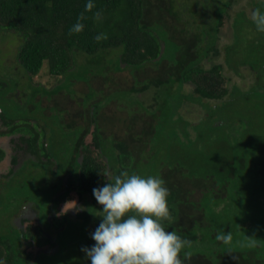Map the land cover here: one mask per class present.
<instances>
[{"label":"trees","instance_id":"1","mask_svg":"<svg viewBox=\"0 0 264 264\" xmlns=\"http://www.w3.org/2000/svg\"><path fill=\"white\" fill-rule=\"evenodd\" d=\"M235 1L202 0L197 9V0H191L192 7L181 5L174 12L171 0H93L95 8L88 12L87 0H0V31L20 38L16 65L33 90L26 99L23 90L10 89L0 80L1 124L9 130L6 134H21L16 147L25 145L23 156L28 154L7 181H0L1 186L16 184L7 198L6 219L0 221V264H51L45 254L57 251L55 240L61 234L53 241L47 230L62 227L70 215L60 214V206L76 195L83 208L71 215L72 224L66 227H78L79 222L88 227L96 220L97 228L102 206L93 189L103 187L109 174L124 171L166 182L171 219L164 226L191 242L180 254L183 264H264V209L251 205L262 200L264 188V104L253 103L264 101V33L256 30L245 8L231 17L232 5L239 3ZM244 1L252 11H264V0ZM149 5L165 8L181 26H174L169 36L157 33L163 23L154 17L149 27ZM97 11L102 12L99 20ZM81 13L86 17L83 31L69 34ZM239 22L245 23L237 27L241 38ZM226 23L230 35L221 45L219 31ZM251 29L259 34L255 52L248 47ZM100 33L108 38L97 42L94 37ZM112 48L120 50L117 69H107L96 82L92 74L89 81L75 77L82 60L89 63L90 57ZM44 63L55 80L51 90L34 82ZM142 73L146 85L139 84ZM66 79L68 88L62 85ZM102 81L112 82L126 98L109 97L111 89L99 90ZM236 85L240 92L232 91ZM151 88L156 90L151 98H136ZM69 89L91 96L86 102L74 99ZM61 99L64 108L58 107ZM29 132L35 136L32 142L25 136ZM44 147L50 154L40 150ZM3 157L0 151V161ZM27 164L39 168L41 183L53 184L15 181L25 177ZM57 181L64 185L60 190ZM237 189L242 194L238 202ZM20 192L25 196L16 200ZM24 204L37 221H21L20 229ZM235 204L240 208L233 209ZM223 231L231 232L230 244L215 239ZM249 238L255 239L254 247Z\"/></svg>","mask_w":264,"mask_h":264},{"label":"rangeland","instance_id":"2","mask_svg":"<svg viewBox=\"0 0 264 264\" xmlns=\"http://www.w3.org/2000/svg\"><path fill=\"white\" fill-rule=\"evenodd\" d=\"M201 1L202 0H197V3H196L194 0V2H195L194 4H197V6H196L197 9H199L202 6ZM237 1H239V3L236 4L239 9L236 6H234L235 4H233L231 7L232 8L231 9V17L234 18V16L239 15L236 13H240L241 11H239V10H241L242 8L247 9L249 13L247 11H245L246 12L245 14H246V16H250L251 12H252L251 6H249V4L247 5L244 0L243 1L242 0H236L235 3H237ZM171 2H172V5H170V9L173 10L174 12H177V10L179 9V7H181V5L182 6H189V7L193 6V2H191V0H171ZM148 8H149L148 16L150 15L149 19H148V24L150 22H152L151 24H149L150 25L149 27H151L153 25V22H155V21H153L154 17L158 23H161V22L163 23L162 25L159 24L160 26L157 30V33H159V34L164 33L166 36H169V34L172 30L179 28V26H181L180 24L178 25V24H176L175 21L172 20V16L168 15L166 13L165 8H162L161 6L154 7V5H149ZM239 18H241V17L239 16ZM230 23H231L230 25H232V21H230ZM242 25H245V23L242 22V24L240 25V22H239L236 24V32H237L238 38H241L243 36L242 32L237 30L238 29L237 27L238 26L240 27ZM174 26H176V28ZM226 26H225L226 29L223 28L222 30L219 31V38L222 39L221 41H219L221 45L226 43L224 40L227 37H229V35H230L229 26L227 23H226ZM159 34H157V35H159ZM258 36H259V34L256 33L255 31L252 30L250 32V39H252V40L248 44V47H250V49H253V52H255L254 49H256L258 46V43L255 42V41H257ZM168 38H169V40L173 41L170 37H168ZM185 40H187V39H185ZM233 41H234V38H233L232 42ZM227 43H230L229 40L227 41ZM20 44H21L20 38L16 34H13V33L8 32V31H6V33L4 31H0V80L4 79L5 82L8 83L7 87L10 89L18 88L17 90H19V91L23 90L22 92L24 94H26V99H28L31 92L33 91L32 86L29 87L30 86L29 81L25 77L23 70L20 67L18 68L16 65V53L18 51ZM119 52H120L119 49L112 48L108 52L103 53L99 57H97V56H95L94 58L90 57V58H92V61L89 63L86 60H82L81 64H79V66L76 67L77 71H75V77L78 79H86L87 81H89L91 79L90 75L92 74L95 77H97V78H95L94 82H96L97 79L101 81V79L99 77L104 76L106 73L105 71H107V69H109V68H111L112 70L117 69L116 60H117V55ZM220 61L222 62L221 59H220ZM208 62L218 63L217 59L216 60L211 59V61L208 60ZM208 62L206 64H208ZM46 70H47V66H46V63H44V65L41 68V71L39 73L40 75L37 77V79H34V82H38L40 84L43 83V85L45 87L50 89V88H52V86H53L52 83L55 80L50 78L47 75ZM147 72H148V70H147ZM112 74H113V72L110 73V78H112V76H113ZM238 74L239 73L237 72V75L235 76V83L237 82ZM134 75H135V79H137L136 74H134ZM145 76H146L145 73H142L140 75V77L138 79L141 83H139V84H145L146 85L145 82H147L148 79H144ZM141 77H142V79H141ZM254 77H255V75H254ZM66 78L71 79V77L69 75L66 76ZM67 79H66V82L65 81L64 82L61 81V82H62L63 86H66L68 88V87H70V82H68ZM245 81H247V78L245 79ZM40 84H38V85H40ZM101 84H103V88H101L99 90L103 91L104 88L105 89L107 88L106 91H108V89H111L113 91L112 93L109 94V97L111 95H113L114 97H117L118 99L120 98V99L124 100L126 98V92H122L123 90H121V89L115 90V88L112 86V82L102 81ZM74 85H76V83ZM94 88L96 89V87H94ZM185 89L183 88L184 92H187L188 90H185ZM256 89H257V87H256ZM72 90H74L75 92L74 91H73L74 93L71 92L70 89L68 91L74 99H76L77 97L82 98V99L84 98V102H86L88 100V96H91V93H90V95H88L86 93L88 96L83 95V93H81L84 91L83 89H81V90L72 89ZM96 90H98V89H96ZM234 90H236L237 92H240L239 86L232 89V91H234ZM48 91H47V93H48ZM116 91H119V92L116 93ZM155 91L156 90L154 88H151L148 92L144 93V95H142V96L140 94L136 95V98L137 99H141V98L145 99V97L148 96V99H149L154 95ZM102 94H103V92H102ZM134 97H135L134 95L131 96V98H134ZM0 101H1V99H0ZM19 101L21 102V99ZM186 103H188V102H186ZM253 103L255 105H258V104L263 105L264 101L254 99ZM59 106L64 108V106H66L65 101L62 100V103L60 105H58V107ZM53 107L56 110V107L55 106H53ZM55 110L53 112L54 115L56 113ZM202 113H204V112H202ZM0 130H1V122H0ZM29 131H31V129ZM77 131H79V129H77ZM31 133L32 132H29L25 136H27V139L30 137V139L28 141L32 142L34 140L35 136H32ZM102 135L105 136L106 138H110V135L106 134L104 132H102ZM18 137H19V135H17V136L14 135V137L11 139H5V140L0 141V144L1 143L3 144L5 142L4 147L7 150V154L5 155V158H4L5 167H3L2 172L0 171L1 172L0 174H2L0 177V180L2 182L7 181V175H8V173H10L11 170H14V169L16 170L18 168V166L16 165L17 162L20 163L22 160H24L25 158L28 157V154H27V157H26V155L23 156L24 154H20V152H18L20 150L17 151V149L14 148L15 144L19 143ZM40 146H42L41 143H39V147ZM44 149L49 150L50 148L47 149L44 147L43 149H40V150H44ZM50 151L51 150L48 151L49 154H50ZM242 152H244V148H243ZM238 153H240V152L238 151ZM13 157L15 158V164H13L11 162ZM25 169H26V173L24 174L25 177L19 178L18 180L14 179L15 181L23 182V181H28L29 179H32L35 181L34 184H40L42 187L49 186L50 183L53 184V181L49 182V181L44 180L43 183L40 182V180H43V177L41 176V173H40V170L38 167L31 166V165L27 164ZM263 179H264V176H263ZM31 182L32 181H28V183H31ZM59 183H60V181H57V185H58L57 187L58 188H56V190H58V189L60 190V188L62 186H64L63 183H62V185H61V183L59 185ZM13 187H16L15 183H13ZM13 187L9 183L3 184L2 186L0 185V190H1V193H0V221L1 222L6 219L4 213H6L7 198H8L9 193H11V192L14 193V191L12 190ZM231 189H233V187H230V190L228 189V192L230 191L228 193V195L231 194ZM14 190H15V188H14ZM61 190H64V187ZM22 192L18 193L17 198H15L16 200H21L22 196L24 195ZM31 193H30V195H31ZM238 194H239V196H238ZM241 196H242V194L238 190V193H236V194L234 193V198H235L234 201H236V202L240 201ZM70 197L71 198H69L67 202L63 203L60 206L61 207L60 214H64L66 212H68L70 214V215H68L69 217L66 219V222L60 228L51 226L48 228L49 230H47L49 233H51L52 235L55 236L53 241L55 239H57V236L59 233L61 234L60 238L57 239L60 241L55 240V242H56L55 248L57 251L54 254H53V252L49 251V253H46L45 255L49 256L48 260L51 261V264H57L58 262L60 264H65L68 261H72V264H91L90 259L86 258V254L81 251V248L82 247H89L90 248L91 246H93L95 244V241L93 239H91V234L96 229L97 221L94 220V221L90 222L91 226H88V227H83L84 223L79 222L78 227L74 226L72 228L71 227L67 228L66 227L67 224H72V221H73L72 220L73 218H71V215L77 214V212L81 211L83 208V204H82L83 202L78 200L76 195L71 194ZM261 197H262V200L260 202L251 201L252 207L253 206L258 207L257 205H260L264 209V188H263ZM15 201H13L12 203H15ZM35 201L37 202V200H35ZM26 203L32 204L33 202H31V203L26 202ZM232 207H233V209H235V207L236 208L239 207V204H235ZM26 208H27V210L25 211V214L22 217L23 222L24 223L30 222L33 224L34 222L37 221L36 216H34L35 214L32 213L30 205H26ZM239 208H238V211H239ZM235 210H237V209H235ZM29 216L31 218H29ZM22 219L19 222H21ZM55 248H52V249H55ZM251 254L253 255V252ZM195 264H199V261L196 262Z\"/></svg>","mask_w":264,"mask_h":264},{"label":"clouds","instance_id":"3","mask_svg":"<svg viewBox=\"0 0 264 264\" xmlns=\"http://www.w3.org/2000/svg\"><path fill=\"white\" fill-rule=\"evenodd\" d=\"M94 8L93 0H87L85 11ZM94 17L101 19L102 12H95ZM84 19L81 13L69 34L82 32ZM250 19L256 30L264 33V11L253 10ZM107 38L104 33L94 37L97 42ZM106 179L103 187L93 189L102 206V220L91 234L95 244L81 248L91 264H183L180 254L191 242L164 226V221L171 219L166 182L160 177L145 178L126 171L109 174ZM215 239L230 244L232 234L223 231ZM249 239L254 247L255 239Z\"/></svg>","mask_w":264,"mask_h":264},{"label":"flooded vegetation","instance_id":"4","mask_svg":"<svg viewBox=\"0 0 264 264\" xmlns=\"http://www.w3.org/2000/svg\"><path fill=\"white\" fill-rule=\"evenodd\" d=\"M1 122V121H0ZM9 130L7 129V128H5L2 124H1V130H0V134L1 133H3L2 135H0V141H2V140H5V139H11V138H13L14 137V135H19V137L21 136V134L20 133H14V134H6L5 132H8ZM18 137V138H19ZM27 137V136H26ZM4 144H5V142L2 144H0V151L1 152H3V154H4V157H3V159L0 161V171L2 172L3 171V167H5V161H4V158H5V155L7 154V150L5 149V147H4ZM16 144H20V143H16ZM16 144H15V146H14V148L15 149H17V151L18 150H20V151H18V152H20V154H23L22 152H24V150L23 149H25V148H27L24 144V148H19V147H16ZM14 158V157H13ZM11 162H12V160H11ZM17 163H19V162H17ZM14 171H15V169H14ZM0 172V173H1ZM1 175L2 174H0V177H1ZM1 181V180H0ZM26 205L27 204H24L22 207H21V213H20V217H18V221H17V225H18V228H23L22 226H21V222H19L21 219H22V214L27 210V208H26ZM67 213V212H66ZM29 218H31L30 216H29ZM22 222H23V219H22ZM20 224V225H19ZM26 224H30V222H26Z\"/></svg>","mask_w":264,"mask_h":264}]
</instances>
